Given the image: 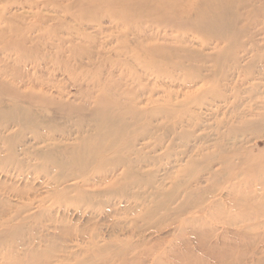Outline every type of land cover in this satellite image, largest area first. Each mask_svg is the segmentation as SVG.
Segmentation results:
<instances>
[{
  "label": "rangeland",
  "instance_id": "obj_1",
  "mask_svg": "<svg viewBox=\"0 0 264 264\" xmlns=\"http://www.w3.org/2000/svg\"><path fill=\"white\" fill-rule=\"evenodd\" d=\"M0 264H264V0H0Z\"/></svg>",
  "mask_w": 264,
  "mask_h": 264
},
{
  "label": "bare ground",
  "instance_id": "obj_2",
  "mask_svg": "<svg viewBox=\"0 0 264 264\" xmlns=\"http://www.w3.org/2000/svg\"><path fill=\"white\" fill-rule=\"evenodd\" d=\"M206 6V5H205ZM48 113V112H47ZM26 119V116H24V120ZM44 123V122H43Z\"/></svg>",
  "mask_w": 264,
  "mask_h": 264
}]
</instances>
